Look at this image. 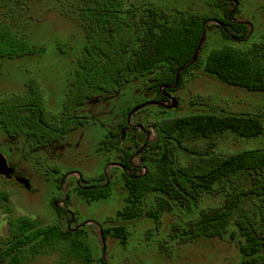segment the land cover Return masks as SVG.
Segmentation results:
<instances>
[{
    "label": "trees",
    "instance_id": "16d2710c",
    "mask_svg": "<svg viewBox=\"0 0 264 264\" xmlns=\"http://www.w3.org/2000/svg\"><path fill=\"white\" fill-rule=\"evenodd\" d=\"M26 1L20 0L22 4ZM69 1L66 4L70 7L63 4L61 7H65L67 14H74L73 18L78 20L85 34L58 111L51 110L46 91L35 79L26 81L22 92L3 94L0 96V129L9 142L24 139L32 150L61 144L86 124L87 117L82 111L95 96L116 97L124 92L123 88L142 82L154 99L165 102L171 92L182 86L184 76L198 67L227 85L264 94V33L256 38L248 26L234 19L235 14L242 12L241 0H207V7L202 12L175 10L172 14L147 0L139 5L125 0ZM7 16L8 20L0 12V68L3 61L44 54L43 47L17 31V23H20L17 14L9 11ZM210 28L219 29L230 41H247V49L224 46L211 51L204 60L200 55L195 59L199 43ZM62 46L64 48L63 43L58 45L61 54L69 52H64ZM138 104L135 100L123 105L120 110L123 128ZM157 126L155 138L144 149L158 153L153 159L155 173L137 176L131 168V154L126 151L119 159L125 167L122 181L129 197L128 205L117 212L118 216L123 219L142 216L144 211L140 206L150 191L184 203L192 216H196L204 199L222 195L223 202L218 207L205 209L196 220H191L180 239L184 242L202 238L237 239L241 264H264V146L231 155L213 151L215 140L226 132L247 139L263 137L261 119L250 114L208 113ZM133 137L135 141L141 137L138 143L144 141L143 133L137 132ZM189 137L208 139V148L203 153L192 151L199 158L179 166L176 146ZM119 138L116 131H111L106 139L110 145L107 149L120 142ZM171 141L175 142L173 147L167 145ZM106 142L104 139L103 143ZM95 180L100 181L82 178L81 181L88 185L76 190L87 204L106 200L110 195V180L102 175V184L90 185ZM168 200L162 202L161 209H171ZM56 212L60 218L67 216L64 210L56 209ZM148 215L158 218L157 211ZM99 228L104 241L110 230ZM112 232L123 241L124 227H117ZM39 247H54L80 264L93 262L85 232L80 228L71 230L59 224L41 225L35 219L18 217L10 222L9 238L0 253V264H19V256L25 248L38 253Z\"/></svg>",
    "mask_w": 264,
    "mask_h": 264
},
{
    "label": "rangeland",
    "instance_id": "374dc122",
    "mask_svg": "<svg viewBox=\"0 0 264 264\" xmlns=\"http://www.w3.org/2000/svg\"><path fill=\"white\" fill-rule=\"evenodd\" d=\"M71 1L73 0L69 2L72 3ZM125 1L134 5L144 2ZM67 2L68 0H28L22 4L20 0H0L3 18L8 20L9 11L15 12L16 18H20L17 31L45 50L44 54L35 57L1 63L0 96L22 92L26 81L35 79L46 91L47 104L51 110L58 111L63 89L76 67V58L84 44L85 34L78 20L73 18L74 14L66 13L65 7H70ZM147 2L158 9L166 10L168 14L175 10L202 12L207 7V0ZM240 3V7L243 5L242 12L235 14L234 19L248 26L257 38L260 33H264V0H241ZM62 4L65 7H61ZM211 27H214V24H211ZM62 43V50L69 52L61 54L58 45ZM224 46L245 50L247 41H230L219 29L210 28L207 36L203 38L198 55L204 60L211 51ZM144 87L142 82H135L123 88L124 92L116 97L95 96L93 102H98L84 107L82 111L83 116L89 120L61 144L32 150L24 139L9 142L0 129V153L9 163L15 165L14 171H17L19 178L29 180L30 187L27 190L20 185L15 180L16 174L9 179L0 176V253L9 238L10 222L15 218L29 217L41 225L59 224L64 227L67 219L58 216L53 206V202H57V207H66L73 213L76 222L71 223V227L87 222L82 229L93 255L91 264H103L102 260L104 264H241L237 239L202 238L193 242L180 239L190 223L196 220V216H200L205 209L218 207L223 202L222 195L204 199L198 206L196 216H192L184 203L166 198L160 192L150 191L140 206L144 211L142 216L135 219H123L118 216L117 212L128 205L129 197L124 188L121 170L118 168L120 147L129 153L136 151L134 134L121 125L120 110L127 102L143 99L138 97V94H145V99L151 102L161 103ZM169 95L170 98L163 104L169 106L171 100L175 99V108L144 105V108L141 107L142 109L131 117L132 124L141 129L149 127L146 142L155 138L158 124L195 114H250L258 116L264 125V94L251 93L246 89L227 85L207 74L202 67L193 68L187 73L182 86ZM109 131H116L122 141L107 149L110 145L103 141ZM159 135L163 137L162 134ZM138 139L141 142V137ZM110 140L114 143L113 138ZM174 144L175 142L171 141V144L167 145L173 147ZM208 145L209 140L205 138L189 137L182 140L181 145L175 149L179 166H186L198 159L199 155L192 151L203 153ZM262 146L264 136L247 139L226 132L215 140L213 151L220 155H231ZM140 157L145 160L144 170L155 173L153 159L158 157V153L150 149L143 150L136 156V163ZM55 168L61 171L60 174L53 172ZM105 168H108V174L112 176L109 197L86 204L76 192L77 177L82 175L86 179H99L100 181L90 183L102 184L101 176ZM63 173L67 174L60 183L59 179ZM66 196L69 199L68 205L64 204ZM165 200H168L170 210L160 208ZM154 211L158 213L157 219L148 215ZM102 224L104 230L107 227L110 230L104 241L100 237V228L97 227ZM117 227H124L123 241L113 235L112 231ZM38 251L33 253L31 248H25L19 256V264H80L77 259L66 256L54 247H39Z\"/></svg>",
    "mask_w": 264,
    "mask_h": 264
},
{
    "label": "flooded vegetation",
    "instance_id": "af4514ba",
    "mask_svg": "<svg viewBox=\"0 0 264 264\" xmlns=\"http://www.w3.org/2000/svg\"><path fill=\"white\" fill-rule=\"evenodd\" d=\"M138 97H143V99H140V100H137L138 102H140L138 105H137V107H135L134 109H133V111H132V113L133 114H131V115H129L128 117H127V124H126V128L127 129H129L130 131H132V133L134 134L133 136H135V134L138 132V133H143L144 134V141H143V143H141V144H139L138 143V141L136 140L135 141V139H134V146L136 145V151H133V152H131L130 154H131V160H130V164L132 165L131 166V168L136 172V174H137V176H139V175H145L147 172L144 170V164H143V161H145L144 160V158L143 157H140L139 158V160H138V163H136L135 162V158H136V156H138L139 155V153H141V152H143V150L145 149V147H146V145H147V143L148 142H150V141H148V142H146V135H147V133H148V128L149 127H145V128H140L138 125H134V124H132L131 123V117L135 114V113H137L139 110H141L142 108H144V107H142V106H144V104H146V103H149V102H151V101H149V100H146L145 99V97H147V96H145V94H144V96L142 95V96H140V94H138ZM170 98V95L168 96V99ZM167 99V100H168ZM166 100V101H167ZM94 102H98V100H96V101H94ZM93 102V100L90 102V104H93L94 103ZM161 102V101H160ZM161 104H163V102H161ZM148 105H150V104H147V106ZM142 107V108H141ZM159 107H161V108H163L161 105H159ZM138 108V110H136L135 112H134V110L135 109H137ZM86 120V122L89 120L88 118H85ZM125 128V129H126ZM136 130V131H135ZM142 131V132H141ZM111 131H109L106 135L108 136V134L110 133ZM107 136H105L104 137V139H105V142H106V139H107ZM134 138V137H133ZM120 141H122V137H120ZM120 151H121V156H124V152L123 151H125L122 147H120ZM127 152V151H126ZM129 153V152H128ZM121 158H123V157H121ZM121 158H120V160H121ZM8 163H9V161H7ZM13 168L15 167V165H13V164H11V163H9ZM118 168H119V170H121V174H123L124 172H125V167H123V166H121V164H120V161H119V166H118ZM105 171H103V175H105L106 176V179L107 180H111V178H112V176H111V174H108V168L106 169H104ZM54 173H56V174H60V172L61 171H53ZM14 174H16V176L17 177H19V174L17 173V171H14ZM65 174H67V173H65ZM65 174L63 173L62 175H61V181H60V183L64 180V178H65ZM73 174V173H72ZM79 175V174H78ZM82 178H84V179H86L85 177H83L82 175H79L78 177H77V187H76V190H77V188L78 187H81V186H87L88 185V183L86 182V181H81V179ZM111 182V181H110ZM84 184V185H83ZM90 184V183H89ZM90 185H92V183L90 184ZM83 199V198H82ZM68 201H69V199H68V197L66 196L65 198H64V204L66 205H68ZM85 202V201H84ZM55 203V204H54ZM87 204V203H86ZM53 206L55 207V209H58V210H64L66 213H67V216H70L69 218L67 217V216H61V219H67V222H66V224H65V226L64 227H67L68 229H71V230H75V229H77V228H80L81 230H83L82 229V227H84L86 224H87V222H83V223H80V224H78V225H76L75 227H71L70 225H71V223H73V222H76V219H75V217H74V215H73V213H71L69 210H67L66 209V207H63V208H61V207H57V202H53ZM99 226H101L102 228H103V224L102 225H99ZM99 226H97V227H99Z\"/></svg>",
    "mask_w": 264,
    "mask_h": 264
},
{
    "label": "water",
    "instance_id": "95a60500",
    "mask_svg": "<svg viewBox=\"0 0 264 264\" xmlns=\"http://www.w3.org/2000/svg\"><path fill=\"white\" fill-rule=\"evenodd\" d=\"M202 41L203 40H201L200 43H199V47H198V49L196 51V54H195V57H194L195 59L197 58V56L199 54V49H200V46L202 44ZM147 104L161 105L164 108L173 109V108L176 107L177 101L175 99H172L171 100V104L169 106H166L164 104L157 103V102H149V103H146L144 105H147ZM136 110H138V108L135 109L134 112ZM13 174H14V168L7 162V159L0 153V176L5 177L6 179H9V178H12ZM15 180L18 181V183L20 185H22L25 189L28 190L30 188L29 187V180L27 178H19V177H17Z\"/></svg>",
    "mask_w": 264,
    "mask_h": 264
}]
</instances>
